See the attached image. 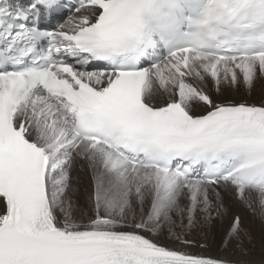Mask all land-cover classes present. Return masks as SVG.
I'll return each instance as SVG.
<instances>
[{
  "label": "snow or ice",
  "instance_id": "obj_1",
  "mask_svg": "<svg viewBox=\"0 0 264 264\" xmlns=\"http://www.w3.org/2000/svg\"><path fill=\"white\" fill-rule=\"evenodd\" d=\"M0 264H264V0H5Z\"/></svg>",
  "mask_w": 264,
  "mask_h": 264
},
{
  "label": "bare ground",
  "instance_id": "obj_2",
  "mask_svg": "<svg viewBox=\"0 0 264 264\" xmlns=\"http://www.w3.org/2000/svg\"><path fill=\"white\" fill-rule=\"evenodd\" d=\"M261 87H262L261 85L257 84L255 91L252 93H250L248 91V89L241 87L240 91L238 93H236V95L240 96V97L251 96V97L255 98V97H257V94L255 92H257L259 95V93L261 91ZM74 187L78 188V186H76V185H74ZM247 220H248L250 227L252 228L253 233L256 235L257 240H259V236H260V232H261V227H260L259 222L253 221L250 216L247 218ZM209 237H210L209 243L212 244L213 248H215L217 251L223 252L224 248H223L222 243H220L219 233L218 232L217 233H209ZM200 239L203 240V234H201ZM245 242H247V241H245ZM258 251H259V245L257 244V254H258Z\"/></svg>",
  "mask_w": 264,
  "mask_h": 264
},
{
  "label": "rangeland",
  "instance_id": "obj_3",
  "mask_svg": "<svg viewBox=\"0 0 264 264\" xmlns=\"http://www.w3.org/2000/svg\"><path fill=\"white\" fill-rule=\"evenodd\" d=\"M256 94H257V96H258V93L257 92H255Z\"/></svg>",
  "mask_w": 264,
  "mask_h": 264
}]
</instances>
